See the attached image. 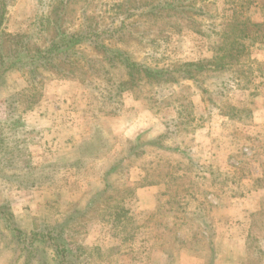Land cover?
I'll list each match as a JSON object with an SVG mask.
<instances>
[{"label": "rangeland", "instance_id": "rangeland-1", "mask_svg": "<svg viewBox=\"0 0 264 264\" xmlns=\"http://www.w3.org/2000/svg\"><path fill=\"white\" fill-rule=\"evenodd\" d=\"M8 2L4 50L18 34L45 46L63 9L64 30L98 29L60 74L1 73L0 264H55L35 222L63 232L76 264H264L261 41L241 66L122 93L121 57L104 68L99 52L210 60L235 13L264 25V0Z\"/></svg>", "mask_w": 264, "mask_h": 264}, {"label": "trees", "instance_id": "trees-1", "mask_svg": "<svg viewBox=\"0 0 264 264\" xmlns=\"http://www.w3.org/2000/svg\"><path fill=\"white\" fill-rule=\"evenodd\" d=\"M8 9V0H0V37L8 35L3 28L7 20ZM64 11V9L61 11L58 19L57 17L56 19H51L47 24L48 26L46 29L50 31L51 38L46 41L45 46L37 47L32 45L28 42L27 38L21 34L16 35L14 42L15 46L11 45L9 49L7 46V49L4 50L2 42L0 41V76L1 73L3 74L9 70H20L22 66L19 65H28L30 69L29 75L38 73L37 70H40V72L41 70L55 71L59 74L62 73V71H66L61 68L62 66L60 67V65L69 64L71 59L70 52L83 45L88 40L87 35L89 33H94L98 27L90 26L87 29L77 30L72 33L64 30L63 25L60 26L58 24V22L62 20L60 16ZM263 26V23H253L250 19L242 18L235 13L232 20L227 23V27H225L227 32L221 37V42L216 46L215 52L210 60L202 59L194 62L178 63L171 66L152 67L133 60L124 59L123 54H120L117 50L106 44H100V42L99 52L103 53L104 68L107 67V64H114L116 56L121 57L117 61H120L118 62L119 66L124 65L126 72V79L121 82L122 86H119V91L122 93L131 91V86L138 81L145 84L153 82L155 85L164 84L167 83V81L170 83L183 82L185 80L195 81L196 75L201 73V71L211 70L218 72L229 70L235 66H241L242 58L246 57V55L248 56L249 46L246 44L247 40H250L251 43L261 41V44L264 45V32L261 33V39L259 34ZM124 27L123 24L120 25V29ZM105 32H107L106 28L99 27V36ZM103 79H106V77ZM108 81L105 83L109 84ZM234 110L236 109L234 108L233 111ZM126 213L127 211L123 210V208L116 207L114 222L117 225L121 224L123 220L126 222L129 219H123ZM34 225L37 229L41 230L39 232L41 240L48 244V247L52 248L55 264L77 263V261L72 260L70 250L66 247L64 240L61 239L63 235L61 230H59V232H56L57 230L46 231V228H38L36 222Z\"/></svg>", "mask_w": 264, "mask_h": 264}]
</instances>
